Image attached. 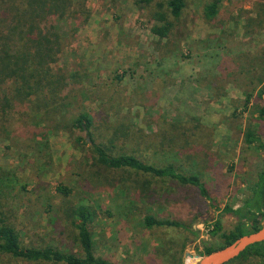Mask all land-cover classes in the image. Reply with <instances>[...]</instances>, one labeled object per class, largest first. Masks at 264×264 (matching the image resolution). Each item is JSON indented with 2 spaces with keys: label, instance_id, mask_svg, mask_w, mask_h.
I'll return each mask as SVG.
<instances>
[{
  "label": "rangeland",
  "instance_id": "1",
  "mask_svg": "<svg viewBox=\"0 0 264 264\" xmlns=\"http://www.w3.org/2000/svg\"><path fill=\"white\" fill-rule=\"evenodd\" d=\"M73 2L74 9L85 4L84 12L53 19L65 45L52 69L92 82L77 97L93 118L96 138L122 127L116 152L132 149L156 163L169 158L181 171L201 176L210 200L193 186L169 183L158 196L130 206L134 182L120 172L89 167L86 147L76 141L83 134L64 111L46 121L28 122L22 114L1 120L0 193L27 242L52 237L71 247V232L54 230L58 219L51 210L83 202L96 210L91 233L97 256L116 264H185L187 256H202L204 243L222 244L220 233L238 221L223 208L241 205L262 167L261 151L245 144L244 133L254 127L264 140V120L257 117L264 98L256 95L258 86L253 88L257 71L264 72V0L225 2L213 21L204 18L210 0H187L161 40L150 31L149 11L132 0ZM173 124L176 133L185 131V142L170 145L162 138ZM60 185L70 189L68 196ZM147 214L191 227L148 228ZM216 220L221 230L213 234ZM0 264L36 263L1 257ZM226 264L264 262L246 256Z\"/></svg>",
  "mask_w": 264,
  "mask_h": 264
},
{
  "label": "trees",
  "instance_id": "2",
  "mask_svg": "<svg viewBox=\"0 0 264 264\" xmlns=\"http://www.w3.org/2000/svg\"><path fill=\"white\" fill-rule=\"evenodd\" d=\"M132 1L137 7L149 11L150 31L160 40L169 36L173 29L172 19L181 16L187 2V0ZM232 1L210 0L204 5V18L209 21L215 20L220 12L221 4ZM74 7L73 0H0V123L1 120L21 114L27 117L28 122L36 120L37 117H43L46 121L48 116L51 115L54 119L64 111L71 117V126L74 130L83 134L77 137L76 141L86 147L89 154L87 158L90 160L89 167H99L108 172H120L131 181L130 183L134 182V186H130L136 190L134 197L129 198L128 193L125 194L130 206L135 205L137 200L144 201L158 196L163 185L169 183L193 186L204 199L210 200L208 189L201 176L196 172L181 171L174 162H167L169 158L165 159L164 163H156L132 149L116 152L122 127L119 126V129L113 127L110 137L96 138L93 118L90 112L78 104L81 98L77 97L92 82L89 79L85 84L79 80L76 72L67 74L61 69L56 71L52 69V65L56 63L65 45L64 37L53 24V19L64 18L72 13H79L80 10L83 13L85 4L78 2V8L74 9ZM254 8L257 13L261 11L259 5ZM257 72L259 76L258 74L255 76L253 88L258 86L256 95L264 98V72ZM249 99L250 93H247L246 102ZM257 112L258 119L264 120V108H259ZM47 121H50V118ZM175 125L177 124L167 126L161 132L167 144L185 142V131L180 128V132L176 133ZM2 126L1 123L0 128ZM244 141L249 146L257 145L263 155L262 167L258 170L256 178L248 184V193L244 196L241 205L233 207L228 204L223 208L224 213L237 217V223L229 231L220 233L222 244L214 246L204 243L202 255L228 245L241 235L260 227L264 186V140L254 127H251L245 131ZM58 189L65 197L69 195L70 189L61 185ZM110 189V193H114V188ZM0 201L5 202H0V258L9 257L36 264H116L109 257L96 255L97 246L91 233V224L95 219L96 210L89 204L62 203L58 211L51 210L56 214L54 221L58 219V222L53 225L54 230H60V235L71 232L69 239L74 244L69 247L52 237L50 239L53 244L49 240L44 243L25 241L14 225L12 210L6 205L9 202L6 194L0 193ZM108 213L112 215L111 212ZM123 215H127L126 211ZM143 221L148 228L172 226L188 229L191 227L180 220L155 218L149 214L143 217ZM220 230V220H216L212 233ZM157 251L158 249L155 250ZM246 256H253L264 262V241L249 246L235 259Z\"/></svg>",
  "mask_w": 264,
  "mask_h": 264
},
{
  "label": "water",
  "instance_id": "3",
  "mask_svg": "<svg viewBox=\"0 0 264 264\" xmlns=\"http://www.w3.org/2000/svg\"><path fill=\"white\" fill-rule=\"evenodd\" d=\"M264 241V186L262 191V219L257 230L243 234L232 243L202 255L198 264H226L238 257L249 246Z\"/></svg>",
  "mask_w": 264,
  "mask_h": 264
},
{
  "label": "built area",
  "instance_id": "4",
  "mask_svg": "<svg viewBox=\"0 0 264 264\" xmlns=\"http://www.w3.org/2000/svg\"><path fill=\"white\" fill-rule=\"evenodd\" d=\"M200 257H198V258H196V257L192 258L190 256H187L186 259H185V264H193L194 261H196V262L199 261V258Z\"/></svg>",
  "mask_w": 264,
  "mask_h": 264
}]
</instances>
